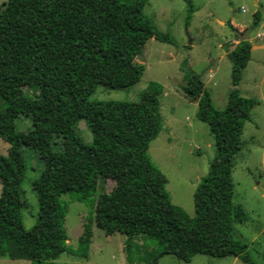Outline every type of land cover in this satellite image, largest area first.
I'll return each instance as SVG.
<instances>
[{"label": "trees", "instance_id": "16d2710c", "mask_svg": "<svg viewBox=\"0 0 264 264\" xmlns=\"http://www.w3.org/2000/svg\"><path fill=\"white\" fill-rule=\"evenodd\" d=\"M147 2L6 0L0 8V136L10 145L7 155L0 154V257L30 264H55L65 253L87 258L95 224L107 235L127 236L130 264L140 236L159 244L150 264L164 255L190 262L199 254L255 264L246 254L248 245L234 235V224L247 220L246 210L234 203L235 158L243 148L244 126L259 104L239 91L251 58L250 40L236 36L239 43L230 54L232 89L223 110L214 106L201 75L186 71L182 91L198 102L197 116L209 126L216 148L194 194V217L172 203L167 177L148 155L163 127V87L151 82L135 102L109 101L100 107L82 101L91 87L119 90L133 82L136 59L150 39L174 44L145 14ZM187 3L190 21L195 9L191 0ZM262 18L257 11L254 28ZM21 116L31 121V129L17 131ZM80 122L91 142L79 131ZM24 147L37 151L44 163L33 184L39 212L31 230L22 221L27 207L21 189L27 170ZM108 180L113 189L93 201V221L85 225L78 247L71 248L64 228L68 205L61 197L89 202L100 182Z\"/></svg>", "mask_w": 264, "mask_h": 264}, {"label": "rangeland", "instance_id": "374dc122", "mask_svg": "<svg viewBox=\"0 0 264 264\" xmlns=\"http://www.w3.org/2000/svg\"><path fill=\"white\" fill-rule=\"evenodd\" d=\"M5 1L0 0V8H3ZM187 1L148 0L144 7L145 14L160 32L170 35L174 44L150 39L143 53L136 59L139 71L133 82L127 81L119 90L91 87L82 101L100 107L109 101L135 102L151 82H157L163 87L160 96L163 127L150 143L148 155L152 163L166 175V189L172 203L194 217V194L209 171L216 148L209 126L197 116L198 103L182 91V85L187 83L186 71L192 70L200 74L214 106L219 110L225 109L232 89L233 64L231 58L224 55L220 44L236 37L230 24L245 25V31L253 27L255 13H264V7H256L254 0H191L195 11L188 21ZM261 2L264 5V0ZM262 24L253 29L250 41L258 32L264 33ZM234 40L236 42L227 45L230 51L239 43L237 37ZM251 42L264 44V37ZM210 73L213 74L212 78L208 76ZM239 91L244 97L257 99L259 104L251 111L252 120L244 126L243 148L235 158L234 203L246 210L247 220L234 224V235L248 245L246 254L253 263L264 264V49L252 50ZM3 107V102H0V109ZM16 128L18 132L27 131L32 128V123L21 116L16 121ZM78 129L87 142L92 141L85 122H80ZM9 147V143L0 136V154L7 155ZM22 152L27 167L21 187L23 198L27 202V207L22 212V221L25 228L31 230L37 222L39 212L38 195L33 184L40 177L44 163L34 149L24 147ZM113 186L112 181H101L98 193L89 202L77 201L71 195L61 197L68 205L64 228L71 248L78 247V239L83 234L85 225L93 221V201L101 192H110ZM1 191L0 182V194ZM93 231L87 258L65 253L55 264H130L125 234L107 235L95 224ZM134 242L131 256L133 264H150L152 254L159 249L158 242L142 236L137 237ZM30 263L27 259L0 257V264ZM158 264L247 263L240 258H214L199 254L190 262H184L173 255H164Z\"/></svg>", "mask_w": 264, "mask_h": 264}, {"label": "crops", "instance_id": "0c3cea01", "mask_svg": "<svg viewBox=\"0 0 264 264\" xmlns=\"http://www.w3.org/2000/svg\"><path fill=\"white\" fill-rule=\"evenodd\" d=\"M5 2H3V4H4ZM254 5L256 6V7H260V6H263L264 7V5H262V2H261V0H254ZM264 22V13H263V18H262V22L260 23V24H262ZM222 24H225V22H221ZM232 25L236 28V29H240V30H242L243 31V29L244 28H247V26H245V25H238V24H233L232 23ZM264 24H262V26H263ZM233 30H234V28H232ZM239 30V31H240ZM234 38H236V37H234ZM234 38H232V39H228V40H226V42H224L223 44H220V47L223 49V51H224V55L225 56H227V57H229L230 58V54H231V51L229 50V49H227L228 48V43H233V42H236L235 40H234ZM192 43L194 44V41L192 40ZM191 43V44H192ZM192 44V45H193ZM257 48V49H256ZM261 49H264V44H261V45H257V44H253V48H252V50H261ZM210 75H212V76H210ZM209 77H213V74L212 73H210L209 75H208ZM185 84H183L182 86H184ZM205 85V84H204ZM213 100V99H212ZM195 103L197 102V101H194ZM198 103V102H197ZM200 150V149H199Z\"/></svg>", "mask_w": 264, "mask_h": 264}, {"label": "water", "instance_id": "95a60500", "mask_svg": "<svg viewBox=\"0 0 264 264\" xmlns=\"http://www.w3.org/2000/svg\"><path fill=\"white\" fill-rule=\"evenodd\" d=\"M254 27H249L244 32L233 30L234 34L239 38L240 41H248L251 33L253 32Z\"/></svg>", "mask_w": 264, "mask_h": 264}, {"label": "built area", "instance_id": "2783aa9c", "mask_svg": "<svg viewBox=\"0 0 264 264\" xmlns=\"http://www.w3.org/2000/svg\"><path fill=\"white\" fill-rule=\"evenodd\" d=\"M264 37V33L258 32L254 38H251V41L254 39H262ZM212 76V75H210Z\"/></svg>", "mask_w": 264, "mask_h": 264}]
</instances>
